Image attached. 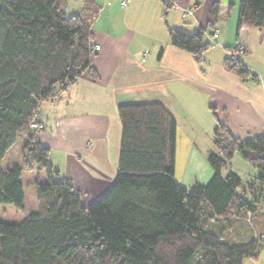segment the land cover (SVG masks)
<instances>
[{"label": "trees", "instance_id": "obj_1", "mask_svg": "<svg viewBox=\"0 0 264 264\" xmlns=\"http://www.w3.org/2000/svg\"><path fill=\"white\" fill-rule=\"evenodd\" d=\"M70 2L79 8L68 14ZM232 7L229 3L228 10ZM219 9L213 3L206 27L193 32L168 27L169 43L199 61L212 45L205 35L213 34ZM99 10L98 0H0V204L23 208L22 167L36 171L37 199L36 210L21 221H0V264H243L256 259L264 245V135L242 141L231 134L226 118L218 120L207 155L213 173L206 183L186 187L175 178L172 114L158 101L123 103L117 106V173L107 191L84 205L81 191L53 166L50 149L38 139L43 124L35 116L42 102L54 100L85 72L98 77L92 66L99 51L93 49L92 24ZM237 10V34L241 28L264 30V0H239ZM224 64L242 78L251 75L233 53ZM32 121L39 129L30 127ZM18 137L25 138L22 166L4 169L1 160ZM235 155L256 175L242 178L232 168ZM254 221L260 232L251 227ZM242 224L251 234L241 233Z\"/></svg>", "mask_w": 264, "mask_h": 264}, {"label": "crops", "instance_id": "obj_2", "mask_svg": "<svg viewBox=\"0 0 264 264\" xmlns=\"http://www.w3.org/2000/svg\"><path fill=\"white\" fill-rule=\"evenodd\" d=\"M238 1L127 0L122 5V0H98L100 10L92 24V45L100 46L92 56L98 77L85 72L54 100L42 102L35 116L43 124L39 141L50 149V160L60 175L81 191L84 205L107 191L116 176L119 104L158 101L165 105L176 121L175 177L179 157L176 180L186 187L206 183L213 173L207 155L213 149L212 132L218 120L226 118L231 134L242 141L264 135V30L241 28L237 34ZM215 2L220 9L212 33L218 43L197 61L169 43L167 28L193 32L206 27ZM78 8L75 2L67 7L71 13ZM186 9L191 13L184 18ZM207 33L205 40L210 41L213 34ZM239 45L243 51L237 50ZM230 53L242 60L251 75L242 78L225 66ZM21 147L14 161H21ZM8 152L1 166L15 164ZM232 161V168L256 175L239 155ZM30 171L34 178L35 169ZM254 224L251 227L260 232ZM239 230L251 234L243 224ZM243 264H264V245L256 259Z\"/></svg>", "mask_w": 264, "mask_h": 264}, {"label": "rangeland", "instance_id": "obj_3", "mask_svg": "<svg viewBox=\"0 0 264 264\" xmlns=\"http://www.w3.org/2000/svg\"><path fill=\"white\" fill-rule=\"evenodd\" d=\"M77 4V2H76ZM120 6V4H119ZM121 7V6H120ZM68 14H70L72 11L69 9L67 10ZM23 137H18L17 139V146L12 148L8 154L7 157L12 156L13 157V163L21 165V161H14L16 159V153L18 151V146H22ZM6 163V162H5ZM3 162L2 166L5 169L6 164ZM22 166V165H21ZM180 163H179V157L177 161V169H176V177H180ZM234 168V167H233ZM238 171V174L242 178H249L250 174H248L247 170L240 168V167H235ZM32 174L30 170H26L25 168L22 167V175H21V183L23 187V193L25 196L24 200V206L22 209H17L15 206L12 204H0V221H5V222H19L21 221L25 216L29 214L32 210H36L37 208V199H36V194L33 188L32 184ZM258 215V213H257Z\"/></svg>", "mask_w": 264, "mask_h": 264}, {"label": "built area", "instance_id": "obj_4", "mask_svg": "<svg viewBox=\"0 0 264 264\" xmlns=\"http://www.w3.org/2000/svg\"><path fill=\"white\" fill-rule=\"evenodd\" d=\"M126 2H127V0H122V5H125ZM190 13H191V10L186 9V10L183 11L182 16H183L184 18H185V17H188V16L190 15ZM210 42H211L212 45H215V44L218 43V41H217V34H216V33H214L213 36L210 38ZM242 47H243L242 45H239V46L236 47V48H237V50H239V49H242ZM99 48H100V46H98V45H95V46L93 47L94 51L99 50ZM30 127H31L32 129L36 130V129H39L40 125H38L37 123H35L34 121H32V122L30 123Z\"/></svg>", "mask_w": 264, "mask_h": 264}]
</instances>
